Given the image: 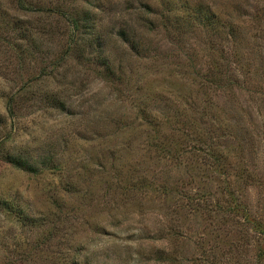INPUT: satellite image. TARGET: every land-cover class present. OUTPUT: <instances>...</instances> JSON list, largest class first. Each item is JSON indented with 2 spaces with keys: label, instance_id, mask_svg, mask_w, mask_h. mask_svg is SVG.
<instances>
[{
  "label": "rangeland",
  "instance_id": "1",
  "mask_svg": "<svg viewBox=\"0 0 264 264\" xmlns=\"http://www.w3.org/2000/svg\"><path fill=\"white\" fill-rule=\"evenodd\" d=\"M0 264H264V0H0Z\"/></svg>",
  "mask_w": 264,
  "mask_h": 264
},
{
  "label": "trees",
  "instance_id": "2",
  "mask_svg": "<svg viewBox=\"0 0 264 264\" xmlns=\"http://www.w3.org/2000/svg\"><path fill=\"white\" fill-rule=\"evenodd\" d=\"M199 5V4H198ZM201 6H199V8H200Z\"/></svg>",
  "mask_w": 264,
  "mask_h": 264
}]
</instances>
